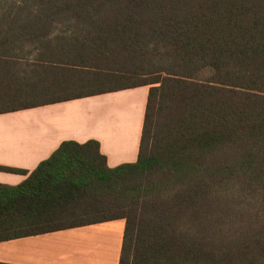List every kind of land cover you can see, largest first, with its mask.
Here are the masks:
<instances>
[{"label":"trees","instance_id":"trees-1","mask_svg":"<svg viewBox=\"0 0 264 264\" xmlns=\"http://www.w3.org/2000/svg\"><path fill=\"white\" fill-rule=\"evenodd\" d=\"M139 86L138 160L62 142L0 241L124 219L120 264H264V0H0V114Z\"/></svg>","mask_w":264,"mask_h":264},{"label":"crops","instance_id":"crops-1","mask_svg":"<svg viewBox=\"0 0 264 264\" xmlns=\"http://www.w3.org/2000/svg\"><path fill=\"white\" fill-rule=\"evenodd\" d=\"M150 86L0 114V183L18 185L66 140L95 139L110 167L139 158ZM126 221L109 220L0 241L4 264H120Z\"/></svg>","mask_w":264,"mask_h":264},{"label":"rangeland","instance_id":"rangeland-1","mask_svg":"<svg viewBox=\"0 0 264 264\" xmlns=\"http://www.w3.org/2000/svg\"><path fill=\"white\" fill-rule=\"evenodd\" d=\"M132 81H133V82H137V80H136V79H133ZM132 81H130V83H133Z\"/></svg>","mask_w":264,"mask_h":264}]
</instances>
